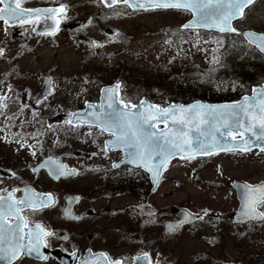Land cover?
<instances>
[{"label": "rangeland", "instance_id": "rangeland-1", "mask_svg": "<svg viewBox=\"0 0 264 264\" xmlns=\"http://www.w3.org/2000/svg\"><path fill=\"white\" fill-rule=\"evenodd\" d=\"M258 1L249 9L248 19H244L241 26L264 30V0ZM185 17L186 13L170 9L141 11L134 19L120 22L127 29L120 33L123 38L120 43L106 39L107 34H100V36L91 34L90 39L80 38L74 42L68 39V34L65 32L59 33L58 39L39 35L30 39L26 32L8 33L0 26V40L7 36L5 54L0 56V95L7 93L8 98H5L7 106L16 111L21 110L20 118H24L23 123L19 120V123L12 125L10 124L13 118H6V114L2 116L3 120L0 119V167L29 168L46 154L52 153L51 150L72 166L79 165L82 168L86 160L92 165L105 164L107 157H104L103 150L95 147L93 143L94 147L91 150L95 153L94 157L83 159L76 155V151L80 149V138L74 139V142H68L67 146L60 145L57 148V135L69 129L65 126H56V129L51 127L49 131L43 127L42 133L45 134L40 133L35 137H30L31 133H29L20 138L17 134L21 130L28 129L29 126L25 124V121L42 122V118L45 119L48 115L69 109L71 108L69 106L74 103L77 104V101L83 98V94L95 96L97 90L99 95L100 85L117 78L119 74L127 78L125 81L128 87L124 86V91L129 98L134 99L138 93L140 95L144 93L162 103L170 99L188 100L199 97L203 89H210L215 94L227 92L238 96L245 86L256 83L262 78V62L251 55H247L249 59L242 57L240 51L245 49L240 48L237 49L238 53L234 50L227 51V53L230 51V58L241 57V61H246L242 64L244 68L241 69L238 79L235 77L236 73H234L235 78L231 79L229 77V79L207 78L213 72L217 75L220 73L219 69L215 70L218 66L216 60L220 54L219 46L225 42V39L218 35L201 34L200 37L195 34L185 46L187 51L183 53L176 51L174 47L168 48L160 43L159 40L166 28L172 24V30L176 34L177 28L179 29L178 24ZM130 39V47L124 48ZM54 40L56 42L58 40L59 45L54 46L49 43ZM92 41L102 43L92 44ZM35 42L42 50L30 53L26 58L15 60L17 55L31 47L35 48ZM9 55L13 57L8 58ZM213 57L216 58L215 61ZM9 60H15L13 62L19 64V67H24L21 73L9 75L7 63ZM225 64L224 71H227L229 66L227 60ZM253 64L256 65L255 70L251 66ZM27 70L29 74L26 73ZM75 71L81 74L72 77ZM91 73L98 75L100 79H95L96 81L91 79L89 76ZM44 75L53 77L52 90L46 95L39 96L40 103H37L38 95H42ZM66 77L72 78L66 79ZM9 84L12 85L11 89L7 87ZM81 89L84 92L81 93ZM21 105L24 106L21 107ZM34 108L38 110L35 113ZM5 109L0 108V112L4 113ZM8 112L13 113V111ZM75 134L84 137L90 132L87 129H78ZM44 136L45 138H42ZM219 168L226 169L220 171ZM19 175L33 177L30 171L19 172ZM216 175L224 181L203 180H216ZM37 177L40 179L41 189H55L61 199L69 192L80 193L82 201L79 207L84 205L86 209L90 206L98 210L106 205L115 208L137 199L133 190L130 193L117 194L111 184H106L108 178L112 181L121 178L122 174L119 172L109 177V175L96 173V170H85L59 182L53 181L46 173H41ZM232 177L246 179L253 183L263 180L264 152H245L238 156L219 154L201 163L196 160L175 159L165 171L161 188L154 195L153 201L161 206V215L163 212H169L174 207L173 203L187 205L195 211H199L204 205L215 208L231 207L233 203L229 205L230 198L235 196ZM176 179H179L181 183ZM6 183L13 182L2 181V184ZM226 188H229V196H224ZM89 200H94L95 203H89ZM107 200H110V203ZM46 215L51 218L50 213ZM93 230L94 223L91 225L90 233Z\"/></svg>", "mask_w": 264, "mask_h": 264}, {"label": "snow or ice", "instance_id": "snow-or-ice-1", "mask_svg": "<svg viewBox=\"0 0 264 264\" xmlns=\"http://www.w3.org/2000/svg\"><path fill=\"white\" fill-rule=\"evenodd\" d=\"M99 2L109 7L119 2L132 9L146 7L183 9L192 13V19L181 25L182 28L204 27L218 29L221 32L226 29L235 32L238 30L231 26L232 19L243 15L244 6L252 0H99ZM23 4L24 0H0V21L5 25V32L8 31L7 25L9 24L27 22L40 25L43 22V30L54 33L58 29L59 18H56L55 25L50 24L49 19L57 11H66L64 4L47 8H27ZM88 22H92L91 18ZM33 31L36 29L34 28ZM243 35L264 51V33L249 30ZM91 43L100 44L102 42L92 41ZM4 52L5 49L0 47V56ZM213 60L215 61L216 58L213 57ZM118 85L119 82L107 89H102L105 98L100 103L99 111L96 110L95 104L86 100L85 104L89 105L91 111L83 115L80 110L74 116L70 114L69 123L75 121L99 125L103 132L110 133L111 136L104 144L105 155L109 147L123 149L124 159L131 164L142 165L146 168L152 174L154 182L159 178L161 171L168 166L173 156L187 153L191 158L194 155L218 151L222 146H231V142L224 139L228 136L238 141L236 147L247 150V147L252 145L264 150V85L254 86L252 95L245 94L239 101H227L222 104L195 101L188 105L172 104L168 107L149 105L148 109L144 107L145 101L136 105L131 100L120 99L115 94L118 91ZM7 87L11 89L12 85L9 84ZM6 97L7 93L0 95V108L7 107ZM40 99L41 97H37L36 102L40 103ZM37 111L33 109L34 113ZM160 123H163L164 127L157 130L156 125ZM40 166L47 167L49 172L57 178L76 171L75 168H67L51 156L37 167ZM113 166L117 167V162L114 161ZM8 171L11 172V169ZM12 174L15 175V173ZM15 191L16 189H13L7 191L6 195H0V261L4 264H13L25 253L40 259H47L48 253L43 248L49 244L50 239L57 238V233L44 227L38 221L28 223L21 209L41 208L51 202L52 194L37 192L30 186L23 189L22 196H14ZM241 200L238 219L264 217V211H261L259 207L264 205V182L256 185L245 182ZM65 211L66 215H72L70 209ZM186 215L192 216L193 219H202L201 216L191 213H186ZM9 217H15V219H9ZM75 218L79 219V217ZM179 223L180 221H176L177 225ZM169 230H174V226H170ZM59 238L67 240L69 237L65 233ZM88 251L91 254V249ZM72 255H76L75 249ZM95 255L106 257L108 254L97 253ZM143 256L147 257L148 254L144 253ZM122 260L123 258L101 259L99 264H122ZM81 264H86V262L81 261Z\"/></svg>", "mask_w": 264, "mask_h": 264}, {"label": "flooded vegetation", "instance_id": "flooded-vegetation-1", "mask_svg": "<svg viewBox=\"0 0 264 264\" xmlns=\"http://www.w3.org/2000/svg\"><path fill=\"white\" fill-rule=\"evenodd\" d=\"M59 4H64L66 11H57L49 19V23L52 24L56 18H59L58 29L54 33L39 34L37 33L39 25L27 22L9 24L7 32H26L30 39L35 35L58 39V34L65 32L68 34V39L74 42L80 38L90 39L91 34L100 36L105 33L110 34L105 37L106 39L110 37L112 42L120 43L123 40L120 33L127 30L120 22L134 19L141 11L119 2L110 7L105 6L99 0H24L23 6L27 8L56 7ZM185 12L190 15L189 11L185 10ZM89 18L92 20L91 23L88 22ZM0 26L5 28L2 21ZM34 28L36 31H33ZM197 31L201 33V28ZM55 43H57L56 40L53 41V44ZM130 43L131 39L124 48H129ZM29 51L35 52L36 49L31 47ZM21 55H17L16 58L19 59ZM78 72L75 71L72 77L81 74ZM14 73L12 69L10 74ZM103 152L102 155L107 157V162L99 163L96 173L114 174L116 169L113 168V162L122 156V152L107 150V155H105V149ZM9 169L11 172L8 171ZM124 170L133 172L137 176L136 180H139L136 192L138 201L146 200L154 204L152 199L156 191H151V184L146 187L147 183L142 188V171L130 167L118 171ZM22 171H33V169L0 167V195L16 189L13 195L21 196L23 185L28 182V179L37 188L39 187L38 178L22 177L19 175ZM123 180L125 181V177ZM2 181L13 183L9 186L10 183L2 184ZM54 193L57 198L49 207L21 209L28 223L38 221L57 233V238L50 239L49 244L43 248L48 253L47 259L25 253L13 264H63L61 256L64 252L73 264H81L85 258H87V264H99L101 259L117 258H123L122 264H157V262L159 264H264V217L239 222L235 219L236 208L201 207L199 216L202 219L190 217L175 230H168L165 221L174 219L179 207L186 205L175 207L169 215L159 216L158 210L151 214H142L133 202L116 209H110L108 205L98 210L90 206L86 209L84 205L79 207L82 201L80 195L74 208L77 215L67 217L64 215L65 199H58V193L56 191ZM107 202L110 203V200ZM89 203H95V201L89 200ZM234 205H237V201ZM259 207L264 211V205ZM46 213H50L51 218H48ZM93 223L94 230L90 233ZM65 233L69 237L67 240L59 238ZM74 249L75 256L72 255ZM55 251L59 253L56 254ZM97 253L108 255L97 257L95 255ZM144 253L148 256L144 257ZM0 264L4 262L0 261Z\"/></svg>", "mask_w": 264, "mask_h": 264}, {"label": "trees", "instance_id": "trees-1", "mask_svg": "<svg viewBox=\"0 0 264 264\" xmlns=\"http://www.w3.org/2000/svg\"><path fill=\"white\" fill-rule=\"evenodd\" d=\"M227 37L228 38L225 39V42L223 43V45L221 46V48H224L226 51L227 50H230V49H238L239 50V48L241 50H244L245 49L244 51H240L242 57L247 56L249 53L258 56V53L259 52L254 47L250 51L249 46L245 42H242V39H240L239 37H236V36L234 37V36H231V35L230 36L227 35ZM237 42H240L241 44L239 45ZM236 44L238 46H236ZM220 53H221L220 56H222V50L221 49H220ZM245 62L246 61H241V57H238L237 59H235V57H232L231 60H229V63H228V65H229L228 66V70L230 72H232V73H236L235 77L238 79L239 78V73H240L241 69L244 68L242 66V64H244ZM251 66L255 70L256 66H253V65H251ZM262 70H263V67H262ZM240 82H241V79H240ZM250 86L251 85L245 86L244 87V90H246V88H249Z\"/></svg>", "mask_w": 264, "mask_h": 264}, {"label": "water", "instance_id": "water-1", "mask_svg": "<svg viewBox=\"0 0 264 264\" xmlns=\"http://www.w3.org/2000/svg\"><path fill=\"white\" fill-rule=\"evenodd\" d=\"M238 17V16H237ZM236 18V17H235ZM192 19V18H191ZM234 19V18H233ZM232 19V20H233ZM231 26H232V21H231ZM214 29V28H213ZM227 30V29H226ZM249 31V30H248ZM251 31H253V30H251ZM245 32H247V31H245ZM255 32V31H254ZM257 33V32H256ZM247 95H249V96H251V94H247ZM244 96V95H243ZM242 96V97H243ZM241 97V98H242ZM105 98V96L103 95L102 96V100ZM240 98V99H241ZM239 99V100H240ZM239 100H237V101H239ZM222 103H224V102H218V103H207V104H222ZM174 104V103H173ZM153 105H156V104H153ZM172 105V104H171ZM176 105H180V104H176ZM168 106H170V105H168ZM167 106V107H168ZM96 107V110L97 111H99V109H100V105L99 106H95ZM91 111V109L90 108H86V109H84V110H81L80 111V113H81V115H83V114H85V113H87V112H90ZM75 114H77V112L75 113ZM60 119V116H55V117H52L51 118V120H59ZM224 139H226L227 141H229V142H231V146H222L220 149H222V148H227V147H232V146H235L236 145V143H238V141H235L231 136H228V137H225ZM253 143H255V140H253ZM248 147H252V145H249ZM182 155H184V156H186V155H188L187 153H184V154H182ZM47 157H45L38 165H42V163L43 162H45V159H46ZM55 158V157H54ZM61 163V162H60ZM37 165V166H38ZM41 167H44V166H40V167H38V168H41ZM162 172V171H161ZM71 172H69L68 174H70ZM52 176H54L55 178H57L53 173H50ZM161 174V173H160ZM158 180H159V178L154 182V185H156L157 184V182H158ZM242 189L243 188H241L240 189V192H242ZM69 197H72L73 199H71V200H69V204H68V206H67V208L66 209H70L71 210V208H72V206H73V204H74V202H75V198H76V196H68V198ZM242 201V200H241ZM142 205V208L144 207V206H146V204H144V203H142L141 204ZM242 205V204H241ZM241 208V207H240ZM144 209V208H143ZM181 214H184V212H182Z\"/></svg>", "mask_w": 264, "mask_h": 264}]
</instances>
